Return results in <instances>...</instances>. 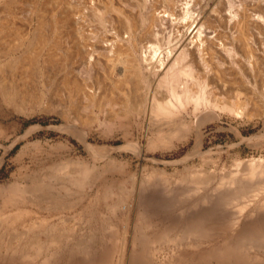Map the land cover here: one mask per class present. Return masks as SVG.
Masks as SVG:
<instances>
[{"label":"bare ground","instance_id":"bare-ground-1","mask_svg":"<svg viewBox=\"0 0 264 264\" xmlns=\"http://www.w3.org/2000/svg\"><path fill=\"white\" fill-rule=\"evenodd\" d=\"M17 1L0 0V101L3 105L19 113L27 112V110L34 111L36 108L50 110L52 104L49 102V94L54 88V82L58 84L51 76L59 66L58 71H63L59 85L69 101L67 104L73 102L74 96H80L81 104L77 106L85 115L81 117L84 113L81 114L79 120L82 118L81 121L84 124L82 126H87L86 129L83 128L84 139L88 136L93 122L95 120L97 122L98 116L102 113L103 120H98L101 124L113 123L115 120L129 121V117L135 116L138 120L142 118L148 124L147 127L156 130L157 137L146 138L149 139L145 147L146 151L139 141H129L119 148L100 147L101 150L106 149L108 154L110 153L109 157L112 156V151L124 149L133 152L136 158L145 163L162 164V167L158 168L151 166L144 180L136 182L137 179H134L131 183L133 189L139 190L138 192L140 190L149 192L153 196V193L161 188L164 191L177 188L173 184L175 182L168 179L171 173L190 177L187 184L194 185L192 189L196 191L202 187L201 185L209 186L208 183L211 182L202 179V175L207 174L211 177L219 175L220 180L211 189L209 188L207 194L200 196L197 201L194 199L195 202L188 207L186 204L187 208L178 212L180 219L177 218L179 222H175L176 224L154 221L152 218L154 211H151L150 207L138 211L137 216L143 223L139 229L141 235H138L143 237V240L139 241H142V253L139 252L140 254L137 255L133 250L126 259L124 255L120 256V253L116 264H155L150 251L153 245L160 247L169 242L173 244L179 240L183 241V238L190 239L189 243L196 246V250L189 256L184 255V260L175 256L176 259L168 260L165 264H264V105L262 103L264 99V0H44L41 4H39L40 0H26L25 8L20 10L16 8ZM161 6L164 7V12L159 10ZM17 19H19V25ZM90 22H95L98 29L86 33V26ZM111 30L115 31L111 33ZM104 70L107 77L100 74V71ZM97 71L107 79L106 85H109V88L102 86L103 80L98 79ZM105 82L104 80L103 83ZM258 87L262 91L259 94ZM55 89L58 90V86H55ZM116 92L123 96L120 98L122 100L113 98ZM59 95L62 96L61 91ZM53 97L55 98L54 95ZM65 105L63 104V107ZM55 107L58 109L59 105ZM64 116L62 115L63 118ZM223 117L236 123V126L231 129L237 136H241L238 127L241 121H262L261 131L248 138H240L241 141H247L248 145L254 149L253 151L258 152V158H255L254 154L246 159L235 158L231 165L226 166L227 164L222 163L224 151L221 147H217L215 151L214 148L204 149L206 134L204 129L207 123L218 122ZM135 123L137 124V121ZM101 130L104 129L101 128ZM79 132L82 131L79 130ZM152 132L154 131H151V134ZM190 140H193L191 150L179 160L169 162L153 157L148 158L146 155L147 151L156 150L160 143L165 142L166 147L168 145L170 148H175ZM97 150L98 148L94 152L96 153ZM112 159L117 158L112 156ZM218 163H221V168L218 167ZM128 164L125 162V165L128 166ZM123 166L124 162L118 168L122 170L125 167ZM167 166H171L168 175ZM147 168L143 166L141 170ZM79 169L81 170L82 167ZM72 173L65 175L66 179L61 178L58 182L62 185L70 184V188L71 184H75L74 188L76 185L81 187L88 185L89 189L96 185L91 183L92 180H86L88 177L85 172ZM91 175L93 176L91 178L95 177L92 173ZM208 176L203 177L211 179ZM205 188L207 189V186L203 189ZM123 190L121 192L125 193ZM9 193V197L6 196V200L4 199L5 201L0 204V217L7 224H11L16 219L37 214V210L41 209V207H38L36 211L27 209L25 206L27 199L30 204L37 201L31 198V195V197L25 196L24 189L13 187L12 192L9 190ZM116 195L115 197L118 198ZM177 199L178 197L176 201L179 203L180 200ZM181 201L183 202L182 199ZM181 201L180 204H182ZM113 203L115 204L116 201ZM115 206H112L114 210L127 219L130 212L129 205H124L120 201ZM118 212L115 211V214L118 215ZM91 216L92 214L89 215ZM172 216L174 217V214ZM113 217H115L114 214ZM159 217L157 216L160 220ZM44 218L39 221L46 222L47 219ZM123 222L127 224L126 221ZM56 233L60 232L56 231ZM47 237L56 239L57 236ZM55 239L53 240L56 242ZM25 240L27 239L24 238ZM36 240L38 239H35V242ZM121 240L123 241V238ZM26 243H14L13 248H9L8 252L3 250L5 253H0V261H5L3 264H33L36 261L33 259L39 255V252H44L42 247L46 248L50 245L49 243L48 245L33 243L36 250L32 253L30 251L32 244ZM89 243L92 242L89 240ZM80 246L78 245V248ZM108 251H101L102 254L93 249V246L88 249L84 245V248L78 251L80 255L76 252V246L75 248L73 246L67 252L65 261L62 262L63 264H115L112 254ZM51 252L53 253V250ZM51 256L53 257V254ZM55 257L57 259L53 263H60L61 260L58 261L60 256ZM38 258L41 259V257ZM51 258L46 260L47 263L52 262L53 258ZM44 263L45 261H42L40 264Z\"/></svg>","mask_w":264,"mask_h":264},{"label":"rangeland","instance_id":"rangeland-1","mask_svg":"<svg viewBox=\"0 0 264 264\" xmlns=\"http://www.w3.org/2000/svg\"><path fill=\"white\" fill-rule=\"evenodd\" d=\"M43 1L44 0H40L39 4H41ZM26 4H27L26 0H18L17 4H16L17 10L24 9ZM159 10H162L161 12H164L165 9H164V7L161 6V8L159 7ZM17 23L19 25V19H17ZM93 29L94 30L98 29L97 26L95 25V22L88 23V25L86 26V33H90L92 31H94ZM87 31H89V32H87ZM114 31L115 30H111L110 32L113 33ZM75 66L76 65H74V67ZM104 66H105V64H104ZM58 67H56V69L54 68L56 71L54 70L52 73H54V72L55 73L51 76L53 81H57L58 84H56V82H54V85H53L54 88H52V91L49 94L51 96V97L49 96V100H50L49 102L52 104V107L50 108V110H44L43 108H36V109H34V111L27 110V112L19 113L18 111H15V110H14L15 111L14 112L11 107L6 106L5 104H4L5 105L4 106L3 103H1V101H0V126H1L0 128L2 129V130H0V133H1L0 134L1 135L0 136V204L2 203V201L6 200V196H7V198L9 197L8 196L10 194L9 190H10V192H12L13 187L14 188L17 187V188H22L26 191L25 196L31 195L32 197L31 196L30 197L37 201V202L33 201L30 204V201H27L28 199L27 200L25 199L26 200L25 206H27V209H34V211H36V209L38 207H41V209L39 208L37 210V214L34 213V215H31L28 217L25 216V218L16 219L11 224L10 223L7 224V222H4L2 220V218L0 217V236L1 237L4 236L2 238L0 237V240L2 239L0 242V246H3L4 248L6 247L5 249L3 247H0L1 248L0 253L4 254L5 252H8L9 248H11L12 244H14V243L17 244L20 242V243L24 244L27 241H29L28 242L29 244L28 243H26V244H28V245H30V243L32 244V246H30V247H32V249L30 250V251H32V253L36 250L33 243H35L36 245L38 243H39L38 245H44L45 243H47L46 245H48V243H49L52 246L49 245V247H46V248L42 247L43 250L42 249L41 250L44 252L40 251L39 255L37 257L32 255L33 257H35L33 259V261L38 260V262H39L38 263V262L34 261L33 264H40L42 261H45L44 264H49V261L47 263L46 260L51 258L52 256L50 257V255H52V254H53V257H52L53 259L51 258L52 262H50V264L51 263L54 264L53 263L54 260L57 259V257H55V256H58V257L60 256V259L58 258V261L61 260L60 263L62 261H65V257L68 254L67 252L70 251L73 248V246H74V248L76 246L77 254L81 255V253L78 251L81 248H84V245H85V247H87L88 249L89 248L91 249L93 246V249H95L98 253H100L101 251L104 252V250L105 251L109 250L108 252H110V254H112L111 256L113 257V260L116 264L118 259H119L118 257H119L120 253H121L120 256L124 255L125 259L128 258V255L133 250L136 251L137 255L140 254L139 252L142 253V251H141L142 241L141 242H139V241L143 240L142 239L143 237L141 238L138 235H141L140 234L141 232L139 231V229L141 226H143V223L140 221V219L137 216L139 213L138 211H143L145 208L150 207L151 211L152 210L154 211L153 217H152L154 221L156 220L158 223L163 221V222H165L164 224H170V223L174 224L175 222H179L178 219H180L179 218L180 214H178V212L180 213L182 211V209L184 210L185 208H187L189 206V204H192L193 202H195V200L196 201L199 200L200 196L202 197L203 195L207 194L209 192L208 190H210L211 187H213V185H216L217 182L220 180V178L218 177L219 175H216V177L215 176L211 177L210 175L208 176L207 174L202 175V179L210 180L212 183L209 182L208 183L209 186L208 185H205V186L201 185L202 186V187H200L201 190L200 189H197L196 191L194 190L195 192H198V193H195L193 191L194 185L187 184V181H190V180H188L190 177L180 176L179 174L172 175L171 173H169L171 166L170 167L167 166V171H168L167 175L169 173V176L171 177L170 178L168 176L169 178L168 177L167 178L170 181L175 182L173 184L177 187V188H173L174 191H173V189L169 190V189H171L172 186H174V185H172L168 189L169 191L165 190L166 193H168V194H166L164 189L161 188L160 190L154 192L153 196H152L151 193H149V192H145V191L143 192L141 190H140V192H138L139 190L133 189L131 183L134 179L135 180L137 179L136 182L144 180L145 177L147 176V174L149 173L148 171H150L151 166H154V168H158V167H162V164L155 165V164H151V163H145V161H142V160L136 158V156L133 152L128 151V150L126 151L124 149L112 151L111 155L115 159L117 158L116 160H113L112 156L109 157L110 153L108 154V151L106 149H103L104 151L101 150L102 148H100V147L106 146V147H110V148H119V147L125 146V144L129 141L130 142L139 141L141 143L143 149L146 151L145 147H146L149 139H154V137H157V133L155 135L156 130L150 129L149 127H147L148 124L146 122H144L142 120V118H139V120H138V118H136L135 116L129 117L130 118L129 121H127V120H122V121L115 120L113 123L101 124L98 120H100V121L103 120L104 114L102 113L98 116L97 122H96V120L93 122V124L91 126V130L87 134L88 136H86V138L84 139V137L82 136V133H83L84 129H86L87 126L86 125H85V127L82 126V124H83L81 121L82 118L79 120L80 115L84 113V112L81 113V111L78 108L79 106H77V104L78 105L81 104L80 103L81 102L80 96L79 97L74 96V98H75L74 100L77 103L73 100L72 103L67 104V102H69V101L67 100V97H66V94L64 93V90L60 88L61 85H59L60 84L59 79H61V76H62L61 74H63V71L62 72H61V70L58 71L59 70ZM104 71L103 72L100 71V74L103 77H107V73L105 71V74H104ZM98 74L99 73L97 71V75ZM100 74L98 75V79L100 81L103 80V81H101L103 84L102 86H105V87L108 86L107 88H109V85H106V84H108L107 79L103 78ZM100 76H101V78H100ZM113 76L115 78V75H113ZM104 80L106 81L105 84L103 83ZM55 86H58V90L55 89ZM54 89L56 90V92ZM62 90H63V92H62ZM57 91H58V94H57ZM60 91H61L62 96L59 95ZM257 91H258V94L262 92L260 87L257 88ZM53 95L55 96L56 99L53 97ZM104 95H106V94H104ZM99 96H101V94ZM120 96H122V95H120V93L116 92V93H114L113 98H116L118 100H122L120 98H123V96L122 97H120ZM57 97H58V99H57ZM51 98H53V99H51ZM60 98L62 99V101ZM105 98L106 97H104V99ZM78 99H80V100H78ZM65 100H67V101H65ZM53 103H54V105L56 104L55 106L59 105L58 109L53 105ZM62 103L64 105L65 104L66 105L63 107ZM262 103L264 105V99L262 100ZM66 106H67V108H66ZM75 106H77V107H75ZM74 107H75V109H74ZM69 108L70 109L72 108L71 109L72 111ZM63 109H64V111H63ZM78 110L80 113L78 112ZM29 112H30V114H29ZM67 113L69 115H67ZM64 114H65V116H64ZM73 114L76 115L77 118H76V116L74 117ZM62 115L64 116V118L62 117ZM84 115H85V113L83 115H81V117H84ZM65 117H66V119H65ZM68 117H70V118H68ZM72 119L74 121L76 120L77 123L74 122ZM71 120L74 124H72ZM221 120L218 122L211 121V122L207 123V125L204 129V134L206 133L204 135L205 136L204 137V142H205L204 149H209V148L213 149L214 148L213 150L215 151L217 147H221L222 151H224V152H222V157L224 159L222 163L225 165L227 164L226 166H229V164L231 165L232 161L235 158L241 157L240 159H246V158L252 157L253 154H254L255 158H258L259 157L258 152L256 150L253 151L254 149L252 148V146H249L247 141H241L240 138H248L254 134H257L259 131H261L262 121L261 120H254L251 122L241 121V124L239 123V125H238V127L241 131V136H237V134L231 129L232 127L236 126V123L231 122V120L227 117H223ZM80 121H81V123H80ZM136 121H137V124L135 123ZM66 125H67V127H66ZM70 125H71V128H70ZM117 125H119V126H117ZM128 126H129V128H128ZM101 128L104 130H101ZM79 130L82 132L80 133ZM150 130L154 131V132H152V134H151ZM77 135H78V137H77ZM82 138H83V140H82ZM146 138H149V139L147 140ZM78 139H80V140H78ZM130 139H132V140H130ZM81 141H84V142H81ZM83 143H84V145H83ZM88 143L90 144V146ZM230 145H232V146H230ZM192 146H193V140H190L189 142L184 143V144H180V145L176 146L175 148H170L167 145V147H169V149H168L166 147L165 142H164V143H160L156 147L157 148L156 150L147 151L146 155L148 158L153 157L157 160H163V161L171 162V161L179 160L182 157H184L191 150ZM66 147H67V149H66ZM88 148H90V149L92 148L91 151H89L90 149H88ZM97 148H98V150H100V151L97 150L98 154H96L97 152L96 153L94 152V151H96ZM99 152H102V153H99ZM103 153L105 154V156ZM105 160H107V161H105ZM226 160H227V162H226ZM73 162L75 163V165ZM81 162H83V164H81ZM85 162H86V164H84ZM120 162H122V163L124 162L125 167L123 166L124 168L122 170H120L118 168V166L120 167V164L122 165V163H120ZM125 162L129 163L128 164V166H130L129 169H128V166L125 165ZM72 163H73V165H72ZM193 164H195V163H193ZM196 164L198 165L199 163H196ZM220 164L221 163H218L217 165H218V167L221 168L222 165H220ZM88 166H91V167H88ZM114 166L117 168H115ZM143 166L148 167L146 169L147 172H146V170H141V168ZM79 167L80 168L82 167V169L80 170ZM87 169H88V171H87ZM124 169H125V171H124ZM67 170H68V172H67ZM127 170H130L129 171L130 173ZM76 171L78 174L81 172H85L86 177H88V178H86V180H88V181L92 180L93 182L91 181V183H93V185H95V184L96 185L93 186V188L90 187V189H89L88 185H85L83 187L76 185V188H74L75 184H73V185L71 184V188H70V184L69 185H66V184L62 185V184H60V182H58L61 178L66 179L65 175H67L69 173L71 174L73 172L72 174H76ZM99 171L103 175L100 174ZM91 173L93 175H95L94 178H91V177H93L91 175ZM97 173H98V175H97ZM89 175H90V179H89ZM55 176L57 177V179ZM58 176H61V177H58ZM62 176H64V177H62ZM203 176L206 178L208 176V178H211V179H205ZM133 177H135V178H133ZM53 178H54V181H53ZM156 179L158 180L159 178H156ZM191 179H193V178L191 177ZM46 180L47 181L49 180L48 181L49 183ZM160 180L161 179H159V181ZM105 182H107L108 185ZM119 182H121V183H119ZM183 182L186 185L183 184ZM53 184H55V186ZM98 184H99V186H98ZM111 185L113 188L111 187ZM117 185H119L117 187L118 189L116 188ZM62 186H64V187H62ZM65 186H67V187H65ZM72 186H73V188H72ZM96 186H97V188H95ZM102 186H104V187H102ZM206 186H207V189L206 188L203 189ZM129 187L131 189H129ZM106 188L107 189L110 188V189L107 191ZM125 188H126V190H125ZM97 189H98V191H97ZM122 189H124L123 191H125V193L121 192ZM199 190H200V192H199ZM132 191H133V193H132ZM171 191H173V192H171ZM177 191H178V193H177ZM6 193H7V195H6ZM115 193L116 194L119 193V194L116 195ZM156 193H157V195H156ZM163 194H165L166 196H164ZM174 194L175 195L177 194V196H175ZM115 195L118 198H116ZM30 197H26V198H30ZM122 197H123V199H122ZM135 197H138V198H135ZM177 197H178V199H177L178 201L179 200L181 201V199L183 200V202L181 201L182 204H180V201H179V203L176 201ZM139 198H140V200H139ZM118 199H121V200L118 201ZM115 201H116V203L114 204L113 202H115ZM120 201H122L124 205H126V204H127V206L129 205V207L131 208V209L129 208L130 212H129L128 218L126 217L128 220L123 218V217H125L124 215L122 216V214H120L117 210H114V207H116L115 205H117ZM155 201H157V202H155ZM170 201H171V208H170ZM162 204L165 206L163 207ZM186 204H188V205H186ZM59 205H60V207H59ZM174 205H175V207H174ZM29 206H31V207H29ZM56 206H58L60 208V210H59V208L58 209L55 208ZM112 206H114V207H112ZM180 207H182V208L180 209ZM107 208H108V210H107ZM161 209H163V210L161 211ZM165 209H166V211H165ZM179 209H180V211H178ZM54 210H56V212ZM92 211L96 215H94L92 213ZM98 211L101 213H99ZM109 211L110 212L112 211V212L109 213ZM115 211L118 212L117 213L118 215L115 214ZM174 211H175V213H174ZM96 212H98V214ZM91 214H92V216L89 217V215H91ZM110 214H112V216ZM113 214L115 217H113ZM119 214H120V216H119ZM172 214H174V217L172 216ZM130 215H131V217H130ZM36 216L38 218H39V216H42V218L45 217L47 220L44 218L46 220V222H40L39 219L41 220L42 218L37 219ZM157 216L158 217L161 216V218L160 217L159 218H160V220L161 219L162 220L160 221L157 218ZM129 217H130V219H129ZM103 218H104V220H103ZM137 218L139 220H137ZM167 218H171V219H167ZM122 221H126L127 224H125L124 222L122 223ZM122 224H124V225H122ZM50 228H52V229H50ZM125 230L127 233L125 232ZM50 231H52V233ZM56 231L60 232V233H56ZM48 233H49V235H47ZM122 233H123V235L121 236ZM52 234L57 236L56 239L53 237V239H55L56 242L52 239V237L51 238L47 237L50 235L53 236ZM59 234H61V235H59ZM18 236H19V239H18ZM61 236H62V238H61ZM12 237H13V239H12ZM58 237L60 239H58ZM63 237H64V239H63ZM16 238H17V240H16ZM24 238L27 240L24 241ZM32 238H34V239H32ZM46 238H48V239H46ZM92 238H94V239H92ZM122 238H123V241L125 240L126 243L125 242L123 243V241L121 240ZM3 239L5 241L7 240V242L3 241ZM35 239H38V240H36V242H35ZM51 239H52V241H51ZM33 240H34V242H32ZM48 240L50 242H48ZM65 240L67 243L64 242ZM89 240L92 243H89ZM39 241L41 243L43 241V244H41ZM58 241L60 244L58 243ZM189 242H190V239L188 240L187 238H183V241L179 240L175 243L173 242V244H172V242H169V244L165 243L164 245H160V247L158 245L157 246L153 245V247H152L153 249L150 248V251H152L151 253L153 254L152 256L154 258L153 261L156 262L155 264H165L166 261H168V260L176 259L177 257H178V259L179 258L183 259L184 255L189 256L190 253L192 254V252H194L196 250V246H192V243L190 244ZM53 243H54V245H53ZM55 243H57V245ZM64 243H66V244H64ZM80 244H82L83 246L82 245L80 246ZM87 244H89V245L87 246ZM95 244H96V246H95ZM121 244L124 246H122ZM63 245H64V248L66 246H67V248L64 249ZM78 245L81 248L80 247L78 248ZM105 245H109V246H105ZM188 245L190 248L188 247ZM13 246H16V245H13ZM53 246H54V248H53ZM48 248H50L51 250H49ZM69 248H71V249H69ZM121 249L124 250L123 253H122ZM52 250H53V253L51 252ZM48 251H50V252H48ZM103 252H101V253L103 254ZM43 253H45L44 254L45 256L43 255ZM59 253H62V254H59ZM178 253H180V254H178ZM102 254H98V255L101 256ZM46 255H48V256H46ZM175 256H177V257H175ZM38 257H41L42 261H40L41 259ZM3 262L5 263V261H2L0 264H3ZM55 262L57 263V261H55ZM6 263H10V262L6 261ZM60 263H58V264H60ZM63 263L64 262H62L61 264H63Z\"/></svg>","mask_w":264,"mask_h":264}]
</instances>
